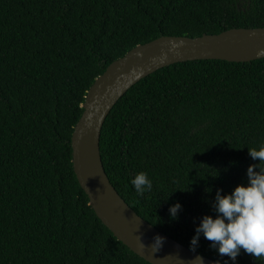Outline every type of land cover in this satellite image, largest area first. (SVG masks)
Wrapping results in <instances>:
<instances>
[{
    "label": "trees",
    "instance_id": "obj_1",
    "mask_svg": "<svg viewBox=\"0 0 264 264\" xmlns=\"http://www.w3.org/2000/svg\"><path fill=\"white\" fill-rule=\"evenodd\" d=\"M263 27L264 0H0V264H149L98 219L74 173L87 92L138 45ZM260 143L264 58L155 71L113 107L99 148L128 206L189 249L200 219L214 216L216 190L246 184L259 163L247 149ZM139 172L153 185L143 196L130 183ZM210 243L201 236L195 253L232 264ZM236 264L264 260L241 250Z\"/></svg>",
    "mask_w": 264,
    "mask_h": 264
},
{
    "label": "water",
    "instance_id": "obj_2",
    "mask_svg": "<svg viewBox=\"0 0 264 264\" xmlns=\"http://www.w3.org/2000/svg\"><path fill=\"white\" fill-rule=\"evenodd\" d=\"M262 58L264 27L230 29L198 38L160 37L136 46L111 63L87 92L82 116L71 138L74 173L98 219L119 242L147 263L199 264L195 258L201 255L144 221L111 185L99 148L106 118L131 87L164 67L199 60L245 63ZM155 236L164 238L158 252L151 249ZM203 264H216V261L203 257Z\"/></svg>",
    "mask_w": 264,
    "mask_h": 264
},
{
    "label": "clouds",
    "instance_id": "obj_3",
    "mask_svg": "<svg viewBox=\"0 0 264 264\" xmlns=\"http://www.w3.org/2000/svg\"><path fill=\"white\" fill-rule=\"evenodd\" d=\"M247 150L250 158L259 163L248 166L246 184L237 185L228 194L222 195L221 189L216 190L211 205L214 216L204 215L200 219L190 240V251H196L203 236L211 242L210 249H214L221 258L228 257L232 264H236L241 250L255 259L264 260V166H261L264 165V143ZM130 183L138 196L150 192L153 186L145 172L136 173ZM181 208L179 202L169 206L168 213L173 221L178 219ZM163 243V237H153L152 251L158 252ZM195 260L203 264V257L197 256ZM224 264L228 261L225 260Z\"/></svg>",
    "mask_w": 264,
    "mask_h": 264
}]
</instances>
